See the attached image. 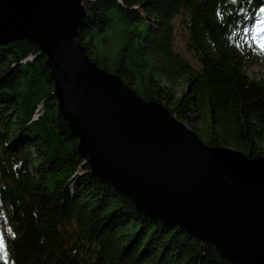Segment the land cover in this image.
<instances>
[{
	"label": "trees",
	"instance_id": "trees-1",
	"mask_svg": "<svg viewBox=\"0 0 264 264\" xmlns=\"http://www.w3.org/2000/svg\"><path fill=\"white\" fill-rule=\"evenodd\" d=\"M85 4L80 41L100 67L186 124L198 119L208 144L264 155V77L248 73L243 50L248 24L264 21V0ZM119 21L126 42L93 55L96 37ZM178 31L197 64L177 48ZM46 60L29 39L0 44V218L10 225L0 264H237L93 173Z\"/></svg>",
	"mask_w": 264,
	"mask_h": 264
},
{
	"label": "water",
	"instance_id": "water-1",
	"mask_svg": "<svg viewBox=\"0 0 264 264\" xmlns=\"http://www.w3.org/2000/svg\"><path fill=\"white\" fill-rule=\"evenodd\" d=\"M83 0H0V44L47 55L58 106L93 173L147 215L264 264V155L208 144L163 104L100 67L80 41Z\"/></svg>",
	"mask_w": 264,
	"mask_h": 264
},
{
	"label": "rangeland",
	"instance_id": "rangeland-1",
	"mask_svg": "<svg viewBox=\"0 0 264 264\" xmlns=\"http://www.w3.org/2000/svg\"><path fill=\"white\" fill-rule=\"evenodd\" d=\"M84 2L86 0H83ZM133 24L129 25L128 28L132 27ZM126 25L119 21L115 25L107 29L102 35H99L95 39L94 51L95 53H102V51L112 52L117 51L125 42L126 38L123 36ZM246 36L248 41L243 44V50L250 52L251 62L246 66L248 73L254 77H264V21L255 22L251 21L246 28ZM136 43V39H132ZM177 48L186 54L193 63L197 64V59L193 56L192 52L187 49L184 36L181 31L177 32L176 36ZM92 56V55H91ZM187 84L181 83L176 85V90L179 95L187 89ZM187 125L193 128L198 133L201 131L200 122L198 119H194L192 124ZM10 230V225L6 220L0 218V241L3 242V248L5 246L6 235Z\"/></svg>",
	"mask_w": 264,
	"mask_h": 264
},
{
	"label": "snow or ice",
	"instance_id": "snow-or-ice-1",
	"mask_svg": "<svg viewBox=\"0 0 264 264\" xmlns=\"http://www.w3.org/2000/svg\"><path fill=\"white\" fill-rule=\"evenodd\" d=\"M2 248H3V242L0 241V249H2Z\"/></svg>",
	"mask_w": 264,
	"mask_h": 264
}]
</instances>
